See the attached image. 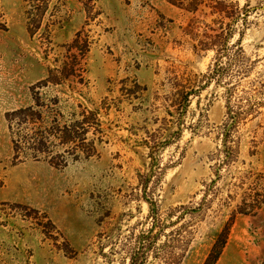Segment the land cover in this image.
I'll return each instance as SVG.
<instances>
[{"label": "rangeland", "instance_id": "374dc122", "mask_svg": "<svg viewBox=\"0 0 264 264\" xmlns=\"http://www.w3.org/2000/svg\"><path fill=\"white\" fill-rule=\"evenodd\" d=\"M178 2L0 0V264H264V0Z\"/></svg>", "mask_w": 264, "mask_h": 264}, {"label": "trees", "instance_id": "16d2710c", "mask_svg": "<svg viewBox=\"0 0 264 264\" xmlns=\"http://www.w3.org/2000/svg\"><path fill=\"white\" fill-rule=\"evenodd\" d=\"M168 1L171 2V3H173V4H175V3H179V2H178L179 0H168ZM230 36H231V33L229 32L228 37H230ZM214 65H216V64H214ZM216 71H217V68L214 69V71L212 72V74L215 73ZM195 94H196V92H186V93L184 94V96L182 97V105H181V107H182L183 109H185V108L187 107V105H188V103H189V98H190L191 96H196ZM229 113H230V112H229V110H228V114H229ZM223 243H224V242H223ZM215 249H216V245H214V247H213V249H212V252L209 254V256L207 257V259H206V261L204 262V264H214V263L216 262V260H217V258H218V254H219V252H217L215 255H213ZM131 264H133V261H132Z\"/></svg>", "mask_w": 264, "mask_h": 264}]
</instances>
